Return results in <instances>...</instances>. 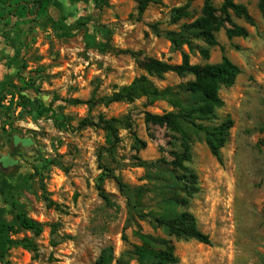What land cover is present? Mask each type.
<instances>
[{
    "label": "rangeland",
    "instance_id": "374dc122",
    "mask_svg": "<svg viewBox=\"0 0 264 264\" xmlns=\"http://www.w3.org/2000/svg\"><path fill=\"white\" fill-rule=\"evenodd\" d=\"M204 1L193 3L191 17L177 24L174 10L188 0H163L143 14L135 0H53L50 18L20 10L0 19V217L13 221L9 204L16 200L43 226L39 237L24 231L12 236L34 241L37 257L14 247L5 258L0 253V264H95L107 246L118 259L140 244L138 226L162 236L148 221L130 220L113 179L103 181L111 204L99 196L103 167L131 188H143L147 207L170 197L189 199V211L211 245L174 241L179 264H264V18L258 0H236L254 20L252 26L233 16L249 37L229 39L221 30L219 46L205 61L197 50L173 49L164 36L200 17ZM222 2L213 0L217 8ZM222 47L241 69L235 85L220 90L224 106L217 111L221 120L230 115L234 126L222 163L194 137L192 161L185 166L195 174L198 191L188 198L191 186L175 188L184 173L171 165L170 153L182 152L181 142L168 129L145 123L146 113L163 115L172 108L146 99L99 100L143 75L159 89L194 79L149 76L139 61L177 65L187 53L192 64L218 63ZM94 94V107L69 102H86ZM112 119L118 121L117 139L99 126ZM82 121L94 126L81 128ZM135 136L147 143L145 149H137Z\"/></svg>",
    "mask_w": 264,
    "mask_h": 264
},
{
    "label": "trees",
    "instance_id": "16d2710c",
    "mask_svg": "<svg viewBox=\"0 0 264 264\" xmlns=\"http://www.w3.org/2000/svg\"><path fill=\"white\" fill-rule=\"evenodd\" d=\"M53 0H5L0 6V19L14 16L18 11H26L30 14L46 15L47 8ZM163 0H135L140 14H143L150 5H159ZM199 0H188V3L174 10L173 23L177 24L183 19L191 17L190 6ZM222 5L217 8L213 0H205L201 11V16L191 23L182 25L178 31H168L164 33L166 39L171 43L172 48L181 50L188 47L189 51L197 50L201 57L208 61L212 48L219 46L217 34L221 30H226L229 39L249 37L247 28L234 23L233 16L244 19L254 26V20L248 12L246 6L239 4L236 0H222ZM34 8V10H32ZM258 8L264 18V0H258ZM229 26V27H228ZM157 35L161 32L155 28ZM195 42H201L204 47L195 49ZM222 59L218 63H206L204 65L192 64L190 55L182 53L181 64L172 65L158 60L139 61L140 66L149 76L163 78L165 74L173 73L184 78L192 76L194 79L178 86L157 88L147 75H143L133 80L128 86L122 87L112 96L100 99L106 104L112 103H134L140 99H146L148 103L166 102L172 111L163 115L152 113L145 114L147 126H157L168 129L173 134V139L181 142L182 152L172 151L171 165L184 173L175 182V188L191 186L186 192L188 198H192L198 191L196 176L191 173L185 164L192 161L191 146L194 137L203 141L211 155L222 163L221 151L225 147L230 130L234 126V120L230 115L221 120L217 114L224 106V101L220 96V90L231 88L235 85L237 78L241 74V69L234 64L226 55L225 48H221ZM129 53V52H125ZM21 101L31 103L25 96L20 95ZM98 101V102H99ZM73 105H89L94 107L96 102L95 94L88 101L73 99L69 101ZM51 111L50 109L47 110ZM117 120L100 121V125L109 131L117 139ZM94 126L93 122L82 121L81 128ZM98 126V125H97ZM137 149H145L147 143L135 136ZM103 174L97 184L99 196L111 204L110 197L103 189L104 178L113 179L126 200L130 220L135 224L138 220L148 221L155 232L160 231L162 236L144 234L140 226L134 232V236L139 239L140 244L132 246V249L122 257L116 259L114 249L111 246L103 248L95 264H179V258L175 253L174 241H196L203 245H211L209 235L203 233L198 226L195 216L189 211V199L170 197L161 201L154 208L147 207L144 203L145 191L143 188L133 189L125 184L112 170L103 167ZM189 174V175H186ZM179 182V183H178ZM12 208V222H7L0 217V253L5 258L7 252L14 247L23 249L38 256V247L34 241L24 239H14L12 236L20 232H30L35 237H39L43 232V226L30 218L16 200L9 204ZM125 241H127L125 237ZM49 264H57L50 262Z\"/></svg>",
    "mask_w": 264,
    "mask_h": 264
}]
</instances>
